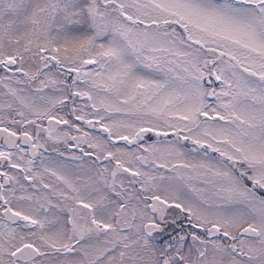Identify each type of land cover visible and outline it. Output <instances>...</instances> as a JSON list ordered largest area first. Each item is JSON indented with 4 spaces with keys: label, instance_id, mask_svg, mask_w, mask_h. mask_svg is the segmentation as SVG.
<instances>
[{
    "label": "snow or ice",
    "instance_id": "6c2138e0",
    "mask_svg": "<svg viewBox=\"0 0 264 264\" xmlns=\"http://www.w3.org/2000/svg\"><path fill=\"white\" fill-rule=\"evenodd\" d=\"M0 264H264V0H0Z\"/></svg>",
    "mask_w": 264,
    "mask_h": 264
}]
</instances>
